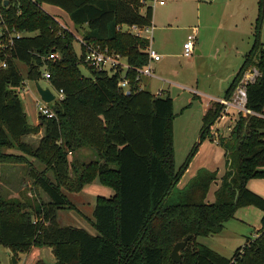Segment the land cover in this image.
<instances>
[{
    "label": "trees",
    "instance_id": "trees-1",
    "mask_svg": "<svg viewBox=\"0 0 264 264\" xmlns=\"http://www.w3.org/2000/svg\"><path fill=\"white\" fill-rule=\"evenodd\" d=\"M151 1L0 0V18L21 32L0 43V61L5 62L0 67V164L29 165L35 193L23 200L0 196V245L15 256L46 246L53 264H264V197L246 186L249 179L264 177V118L240 115L228 137L218 142L226 166L219 179L216 170L199 168L186 184L177 186L198 143L175 168L172 98L140 86L135 68L147 63L149 40L120 28L151 25ZM43 3L62 9L75 29L84 28L83 40L125 58L128 94L117 85L121 67L113 72L87 67L90 75L81 72L82 46L78 55L71 32L61 30ZM263 11L264 0H258L251 46L224 91L228 98L243 73L256 68L259 76L246 85L245 106L258 114H264ZM51 51L59 58L47 59ZM17 63L27 66L25 78L33 82L42 77L43 69L49 71L48 85L64 96L49 103L54 117L40 115L37 125L28 122L16 92L25 80ZM223 107L211 101L201 119L199 141L210 134ZM41 127L36 147L22 140ZM80 148L90 149L96 159L70 161L68 153ZM31 159L43 163L52 177L33 167ZM94 181L114 190L109 198H95L91 224L96 233L59 226L57 210L76 209L65 191H80ZM216 183L209 201L208 192ZM39 190L48 202L37 198ZM246 204L261 211V226L257 236L247 237L230 257L196 241L198 236L220 233ZM188 234L192 237L182 249L181 262L174 263L169 250Z\"/></svg>",
    "mask_w": 264,
    "mask_h": 264
},
{
    "label": "rangeland",
    "instance_id": "rangeland-1",
    "mask_svg": "<svg viewBox=\"0 0 264 264\" xmlns=\"http://www.w3.org/2000/svg\"><path fill=\"white\" fill-rule=\"evenodd\" d=\"M161 1L165 4L161 8L151 1V5L156 7L157 16L165 25L164 28L155 30L153 45L158 48L159 52H165V56L161 57L160 62L152 63L157 77H148V81H146V75H142V87L149 91H159V95H168L172 98L173 117L170 128L175 168L183 163L193 145L198 143V147L177 186L182 187L186 184L199 168L216 170L219 179L226 166L224 151L218 142L228 137L241 114L237 109L224 105L220 116L211 125L210 134L199 141L201 119L207 104L214 101L209 100V96L223 95L224 89L241 65L245 52L251 46L252 16L257 0H203L199 5L196 4L197 1L190 0L184 7L176 6L169 13V17L165 16V10L172 2L171 0ZM42 7L58 18L56 21L61 30L71 32L74 51L80 55L79 40L82 38L84 28L75 29L64 11L47 4ZM175 16L177 18L173 19ZM167 22H170V25ZM120 28L128 30L126 25H121ZM193 28L196 29L197 35L195 49L199 48L200 53H193L186 58L182 55V44ZM260 32V40L264 41V11ZM18 33L21 34L16 27L0 18V35L2 36L0 43H6L10 37ZM57 55L59 58V53ZM121 61L124 63L125 58L121 57ZM17 64L25 78L27 66L23 63ZM79 68L84 75H90L87 66L80 65ZM258 76L256 75L255 79ZM24 83L23 86L16 89V92L21 99L27 120L30 124H34L36 119L41 123L42 119L35 106V100L38 97L35 82L25 78ZM38 83L42 87L48 86V81L42 77ZM23 87L24 90H22ZM39 132L35 136H25L22 140L27 141L26 143L31 147H36L43 135V131ZM11 152L16 151L11 150ZM74 158L78 159V162H88L96 159V156L90 149L80 148L68 153L70 161ZM32 166L38 171H44L48 177H52L51 171L47 170L40 161L33 159ZM12 175L16 179L11 182L6 181V178ZM0 176L3 178L2 184H7L10 190H19L20 188L23 190L25 187L27 189L28 183L32 181L29 176V165L1 164ZM26 178L28 181H25ZM215 186V184L211 185L208 197L214 196ZM246 186L264 197V177L251 178L247 181ZM3 190L4 192L0 190V196L10 197L6 195V190ZM66 194L81 214L75 209L59 210L56 217L58 225L85 228L95 234L96 231L86 218H92L96 196L109 198L114 194L113 188L92 182L79 192H66ZM37 198L42 202H46L48 199L41 190L38 191ZM236 213V218L227 220L220 233L198 236L195 238L196 241L223 256L230 257L237 247L244 245L247 237L253 239L257 236L255 226L258 219L257 214L260 215L261 211L256 206L246 204L241 206ZM16 257L17 262L10 263L8 250L0 245V264H35L38 260H42L46 264H53L54 259L50 248L46 246L39 250L20 252Z\"/></svg>",
    "mask_w": 264,
    "mask_h": 264
},
{
    "label": "built area",
    "instance_id": "built-area-1",
    "mask_svg": "<svg viewBox=\"0 0 264 264\" xmlns=\"http://www.w3.org/2000/svg\"><path fill=\"white\" fill-rule=\"evenodd\" d=\"M126 27L128 29L127 30L128 32L142 37H145L144 33L149 32L151 29L150 25L149 26L128 25ZM20 35L21 34L19 33L15 34V36L17 37ZM196 39H197L196 29L193 28L191 32L187 34L186 39L182 44V49H183L182 55L184 57L188 58L194 53ZM79 45L82 46L83 48V55H82L83 65L87 67H91L95 70H106L108 72H113L118 67H121L123 71L121 73V77L118 79L117 85L119 88L122 89L123 92L127 91L128 79L125 77L124 73L125 70L128 68V66L126 62L122 63L121 61L122 56L119 53L109 51L107 48H102L97 44L89 43L83 40L82 38L79 40ZM57 57L58 55L55 51H51L46 56V58L49 60H55ZM159 59H160L159 53L151 49L150 46L148 45V61L142 67L135 68V72H136L135 79L140 81V77L142 75L152 76L151 62L157 61ZM0 67H5L4 61H0ZM256 75H259L256 68L252 67L251 69H248V71L242 75V78L240 79L238 85L233 90L232 94L228 98L223 97L218 101L222 105L230 106L237 109V111L240 112L241 115L253 114L264 118V114L255 113L250 109L246 108L245 106L246 85L247 83H252L255 80ZM49 76H50L49 71L43 69L42 78L44 80H47ZM51 91L55 95L54 100L63 99L64 96L62 90L56 91L51 89ZM35 106L37 112L40 115H43L47 118H51L55 116V113L51 108L50 104L42 101L39 96L35 100Z\"/></svg>",
    "mask_w": 264,
    "mask_h": 264
},
{
    "label": "crops",
    "instance_id": "crops-1",
    "mask_svg": "<svg viewBox=\"0 0 264 264\" xmlns=\"http://www.w3.org/2000/svg\"><path fill=\"white\" fill-rule=\"evenodd\" d=\"M195 1H197V5H199L200 4V2L201 1H203V0H195ZM152 2H153V4L155 3V5L157 6H159V8H161V6H164L165 4L161 1V0H152ZM171 4L168 6V8H166V10H165V13H166V17H169V13L170 12H172L173 11V9L177 6H181V7H184V5L185 4H187L188 2H190V0H171ZM256 3H257V5H255V8H254V14H253V16H252V18H253V22H252V26H251V35H252V30H253V25H254V22H255V20H256V18H257V15H258V0L256 1ZM45 3H43L42 5H44ZM147 4H150L151 5V2H148ZM151 5L152 6V21H151V29H150V31L149 32H145L144 33V36L146 37V38H148V40H149V46H150V48L151 49H153L154 51H156L157 53H159V55H160V59L159 60H157V61H153V62H151V69H152V76H147L146 75V78H147V80L146 81H148V77H153V76H156L155 75V68H154V65L152 64V63H155V62H160L161 61V57H164L165 56V52H163V53H161V52H159V50H158V48H155L154 47V45H153V38H154V33H155V30H158L159 28H164V24H162V22H161V20H160V18H159V16H157V13H156V10H155V5ZM42 5H41V7H42ZM47 5H50V4H47ZM50 6H52V7H54V8H57V9H60L59 7H57V6H54V5H50ZM43 8V7H42ZM45 10V9H44ZM60 10H62V9H60ZM45 11H47V10H45ZM59 11V10H58ZM63 11V10H62ZM62 11H59V12H62ZM48 12V11H47ZM49 14H51L50 12H48ZM59 14V13H58ZM51 15H53V14H51ZM61 15H62V13H61ZM53 16H55V15H53ZM67 17H68V15H67ZM55 18L56 19H58L56 16H55ZM69 18V17H68ZM177 17L175 16V17H173V19H176ZM69 21H70V19H69ZM71 22V21H70ZM167 24H169L170 25V22H167ZM148 33V34H147ZM260 35H261V32H260ZM261 41V40H260ZM184 42V41H183ZM196 42H197V39H196ZM195 42V43H196ZM261 42H263L264 43V41H261ZM198 50H199V53H200V49L199 48H197ZM249 50V49H248ZM247 52V51H246ZM245 52V53H246ZM199 53H197V54H199ZM163 55V56H162ZM157 77V76H156ZM25 81V80H24ZM139 83H140V86L142 87V83H143V81H142V76L140 77V81H139ZM25 83L23 82V84H22V86L24 85ZM229 84V83H228ZM228 84H227V86H228ZM227 86H226V88H227ZM47 87H49L50 88V86L48 85ZM225 88V89H226ZM22 89H24V87L22 88ZM225 89H224V91H225ZM224 91H223V95L222 96H209V100H214V101H218L219 99H221V98H223L224 97ZM151 93H153V94H155V95H157L158 94V92L159 91H150ZM210 105V102L207 104V106H206V108H205V110L208 108V106ZM23 106V105H22ZM24 110V109H23ZM25 112V111H24ZM26 113V112H25ZM39 123V121H38V119H36L35 120V122H34V124H32V125H37ZM41 131H43V128L41 129ZM40 131V132H41ZM39 132V133H40ZM31 136H35V134H30ZM29 135V136H30ZM28 136V135H27ZM41 136V135H40ZM24 138V137H23ZM22 138V139H23ZM41 138V137H40ZM24 142H27V141H24ZM33 159H31V161H32ZM2 164H10V163H2ZM1 165V164H0ZM22 165H24V166H26L25 164H22ZM8 168V167H7ZM20 178H22V177H20ZM2 179L3 178H1V176H0V190L2 191V192H4V190L3 189H5L6 190V195L7 196H10V197H12V198H19V199H21V200H23L24 198H27V197H29V198H32V197H34L35 196V193L33 192V190L31 189L32 188V184H33V180H32V178H30L32 181H31V183H28V188L26 189V187L23 189V190H21L22 188H20L19 190H10L9 188H8V185L7 184H2ZM16 178H15V176H10V177H7L6 178V181H8V182H11V181H14ZM25 181H28V178H26L25 179ZM94 182H97V181H94ZM5 185V186H4ZM88 185V184H87ZM87 185H85V186H87ZM216 186H215V188L217 187V184H215ZM84 186V187H85ZM83 187V188H84ZM179 187V186H178ZM83 188L81 189V190H83ZM80 190V191H81ZM12 192V193H11ZM24 192H26V193H24ZM66 192H72V191H65V195L67 196V194H66ZM77 192H79V191H77ZM209 193V192H208ZM47 196V195H46ZM9 198V197H8ZM48 198V197H47ZM68 198V197H67ZM213 198H214V196L213 197H208V195H207V199L209 200V201H212L213 200ZM49 201V199H47L46 200V202H48ZM94 203H95V200H94ZM75 206V205H74ZM76 207V206H75ZM94 207V206H93ZM59 210H65V209H58L57 210V212L59 211ZM75 210H77V212H80L78 209H77V207H76V209ZM237 211H239V208L236 210V212ZM235 212V214H234V218H236V215H237V213ZM80 214H81V212H80ZM257 216H258V219H257V222H256V226H255V229L256 230H258L259 228H260V226H261V224H260V217H261V214L259 215V214H257ZM57 217V216H56ZM87 219V221H88V223L90 224V226L92 227V221H93V217L91 218V219H88V218H86ZM93 228V227H92ZM85 229V228H84ZM94 229V228H93ZM43 247H45V246H43ZM41 247H32L29 251H31V250H33V249H36V250H39ZM53 258H54V256H53ZM54 260L55 259H53V263H54Z\"/></svg>",
    "mask_w": 264,
    "mask_h": 264
},
{
    "label": "water",
    "instance_id": "water-1",
    "mask_svg": "<svg viewBox=\"0 0 264 264\" xmlns=\"http://www.w3.org/2000/svg\"><path fill=\"white\" fill-rule=\"evenodd\" d=\"M6 5V1L4 3ZM194 53H199L198 49H194ZM35 88L38 96L42 101L45 103H51L55 99L54 93L51 91L49 87H42L38 83V81L35 82ZM126 94H128V91H126ZM192 235L188 234L186 235L182 240L177 241L174 243L172 250L170 252V258L174 263H180L182 259V249L185 247L186 243L191 239ZM9 262L10 263H16L17 262V257L9 251Z\"/></svg>",
    "mask_w": 264,
    "mask_h": 264
}]
</instances>
